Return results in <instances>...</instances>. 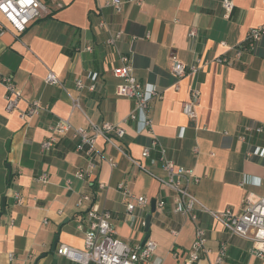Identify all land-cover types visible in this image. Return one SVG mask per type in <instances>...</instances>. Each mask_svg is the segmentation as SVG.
I'll use <instances>...</instances> for the list:
<instances>
[{
	"label": "crops",
	"instance_id": "crops-1",
	"mask_svg": "<svg viewBox=\"0 0 264 264\" xmlns=\"http://www.w3.org/2000/svg\"><path fill=\"white\" fill-rule=\"evenodd\" d=\"M41 1L47 12L18 34L0 13L5 28L0 32V76L10 74L20 93L17 108L6 110L0 82V264H80L50 248L55 236L56 247H83L87 204L78 205L83 193L109 210L116 238L131 245L142 244L145 236L155 241L148 264H181L196 225L205 230L210 249L196 264H264V257L251 252L249 239L230 234L208 211L196 209L195 221L172 211L174 192L159 180L164 171L158 149L142 156L149 132L141 117L127 119L132 100L116 94L119 79L112 74L120 55H130L132 73L143 86L160 92L150 99L147 113L165 157L198 177L190 189L205 208L240 213L247 193L264 195V131L239 139L246 124L264 127V35L237 60L233 47L264 22V0H231L230 12L221 0L125 1L119 12L107 0ZM191 28L194 36L188 35ZM116 31L121 36L115 44L107 43ZM222 55L233 63L215 60ZM173 57L185 64L199 60L200 68L194 76L176 80L170 73ZM48 71L58 83L44 81ZM190 86L199 91L194 117L182 110ZM33 100L43 109L27 115ZM60 119L84 128L89 121L119 124L124 132L111 140L123 152L99 135L98 153L88 168V158L75 149L78 139L70 131L42 151L40 142ZM108 157L115 159V166ZM78 169H88L89 176L76 178ZM42 174L45 181L39 179ZM120 182L130 193L148 197L149 204L128 212L116 188ZM99 183L105 187L99 189ZM13 191L19 192L20 203ZM160 200L163 207L157 204ZM221 242L226 250L217 260ZM8 252L14 253L13 259Z\"/></svg>",
	"mask_w": 264,
	"mask_h": 264
},
{
	"label": "built area",
	"instance_id": "built-area-1",
	"mask_svg": "<svg viewBox=\"0 0 264 264\" xmlns=\"http://www.w3.org/2000/svg\"><path fill=\"white\" fill-rule=\"evenodd\" d=\"M125 1H134L139 4L142 0H107L106 5L111 6L115 12L121 10V6ZM221 4L226 12H230L233 4L231 0H221ZM47 12V6L41 0H0V13L8 22L15 33L23 32L27 25L35 18L40 17ZM104 21H100L103 25ZM5 30L0 23V32ZM195 29L191 28L188 32L189 36L195 35ZM264 35V22L247 31L244 39L233 47L234 59H239L244 51L254 50L257 43ZM121 36V32L116 31L109 35L107 43L115 44L116 40ZM90 49V47H87ZM217 62L232 64L233 59L226 55L218 56L215 59ZM120 65L115 66L112 74L119 79L116 84V94L132 100V109L130 110L127 119L136 120L139 117L143 119L145 130L149 132L150 141L142 150V156L147 157L152 149H158L159 159L162 163L164 171L163 178L160 182L170 188L173 192V207L172 211L180 213L185 217H189L192 221L196 220L195 210L200 208L208 211L211 216L226 228L230 234L238 235L251 241V252L259 257H264V195L256 196L252 193H247L244 199L242 211L234 213L230 208L223 210H208L201 205L193 192L190 189L191 184L198 182V177L190 168L178 166L173 160L165 157L161 148V144L156 136L151 134V118L147 113L148 104L151 98L159 97L160 92L156 88H146L132 73L131 57L128 54L120 55ZM200 68L199 60L191 64H185L173 57L170 67L171 75L179 80L180 78L192 77ZM44 81L46 83H58V79L54 72L48 71ZM0 82L5 87V108L10 111L17 108L20 99V93L16 88L13 78L10 74L0 76ZM78 88L83 87L81 80H76ZM176 86H178L176 84ZM93 88V86H90ZM189 101L183 104V112L189 117L195 116L193 109L195 102L199 97V91L189 87ZM78 106L77 102H74ZM43 109L42 104L38 100L29 102L26 114L34 115ZM71 132L72 136L78 139L75 149L83 151L88 158V168L93 166V157L98 153L96 149L97 136H103L105 140L110 142L119 151L123 152L119 145H116L111 137H121L124 129L119 124L111 122H102L95 124L89 121V126L73 127L67 119H60L54 125L49 127V135L40 142L42 151L50 150L56 143L57 136ZM264 131L261 124H246L243 126L239 139L244 140L248 135L260 134ZM251 152L247 151L246 155L250 156ZM129 159L136 165L144 168L135 159ZM111 166L116 165L113 157L107 158ZM88 169H78L75 171L76 178H85L89 176ZM40 180L45 181L46 175L42 174ZM71 179H66V184L69 186ZM99 189H103L105 184L99 183ZM116 188L120 191L123 199L126 200V209L131 212L135 206H145L149 204V198L144 195H134L128 191L125 184L120 182ZM13 198L16 203H20L22 198L18 191H13ZM87 204L84 209L83 217L87 220V228L84 230L83 247L75 248L73 246L60 243L56 248V252L66 258L76 261L80 264H148L156 249L154 240L147 238L142 244L131 245L122 242L115 236V230L111 225V214L108 209L100 206L88 193H83L78 198V205ZM158 206L163 207L164 202L160 200ZM82 228L81 222L77 225ZM205 230L196 225L194 240L183 258L181 264H196L203 255H206L210 249L205 246ZM226 244L221 242L218 248L217 260L224 256ZM176 255V252H173ZM14 257L13 252H8V259Z\"/></svg>",
	"mask_w": 264,
	"mask_h": 264
},
{
	"label": "water",
	"instance_id": "water-1",
	"mask_svg": "<svg viewBox=\"0 0 264 264\" xmlns=\"http://www.w3.org/2000/svg\"><path fill=\"white\" fill-rule=\"evenodd\" d=\"M6 166H7L8 170L10 171V166H9V164H6ZM2 207L4 208V198H2ZM154 210H155V200L152 199V200H151V211H154ZM149 220H150V215H148V216L146 217V220H145V227H146V229L148 228ZM56 239H57V236L54 237L53 242H52V244H51V248H50L51 252H54V251H55V247H56ZM146 239H147V236L144 237L143 242H144Z\"/></svg>",
	"mask_w": 264,
	"mask_h": 264
}]
</instances>
